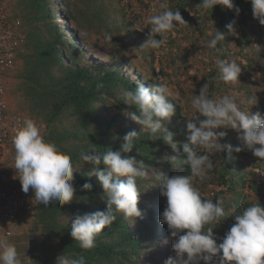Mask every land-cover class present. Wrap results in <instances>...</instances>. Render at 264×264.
Returning <instances> with one entry per match:
<instances>
[{"label":"trees","instance_id":"trees-1","mask_svg":"<svg viewBox=\"0 0 264 264\" xmlns=\"http://www.w3.org/2000/svg\"><path fill=\"white\" fill-rule=\"evenodd\" d=\"M29 2L37 26L33 27L29 23L28 28L24 27L27 39L19 53L22 65L15 72V78L19 80L15 86L24 100L26 118L44 124L41 135L46 141L55 143L60 151L69 154L77 171L73 181L75 199L69 204L61 206L57 200L45 207L34 199V192L29 190L34 205L31 224L33 245L37 246V242L43 241V250L50 253L44 263L37 254L36 263L56 264L59 255L75 257L79 254L85 256L87 264H164L168 257L175 256V252L167 225H160V232L157 229V215L160 217L166 208L167 198L161 196L158 187L154 186L151 174L137 181L142 192L138 203L142 218H137L135 224H131L134 221L117 214L116 221L97 237L96 247L91 250L81 249L78 242L74 241L70 234L72 218L77 214L106 210L103 189L98 179L87 175L94 165L82 161L80 152H89L93 147L98 153H104L108 148L119 150L124 143L123 137L135 130L139 137L134 141V150L129 155L143 160L153 172L190 175V169L183 161L182 143L186 142L188 135L187 117L191 118L194 113L191 100L199 94L205 83H209L213 98L230 95L235 97L242 110L264 115V26L254 19L250 0H233L241 10L239 16L223 5H217L214 10L198 9L196 5L201 0ZM163 2L173 11L180 10L187 24L170 32L166 45L161 49L143 51L141 45L149 32L144 17L161 12L160 5ZM56 4L59 9H55ZM153 6L156 10L152 13ZM57 10L61 11L60 17ZM127 14L132 15L130 21L126 18ZM61 15L66 24L59 23ZM135 20L145 27L144 32L134 29ZM233 22L235 32H230L227 25ZM68 25L72 29L68 30ZM217 29L226 37L218 43V52L206 46ZM93 35L113 37V41H108L105 46L108 56L120 55L117 66L110 68L86 61V48L99 58L97 47L91 43ZM188 41L193 42L191 49L187 47ZM217 58L235 61L240 65V82L232 85L217 79ZM132 59H139L140 63L145 64V69L132 64L135 63ZM170 69L174 74L169 72ZM160 78L168 86L176 84L177 94L172 95L175 98L173 102L176 103V99L183 102L182 108L176 105V114L171 121L165 122L175 134L174 141L178 144L179 152L173 151L162 139L154 140L148 130H143V125L133 121L129 114L137 110L126 104L127 91H134L140 84L150 86L159 83ZM188 80L195 81L194 90L186 87ZM98 84L103 87L98 88ZM249 99L255 105H250ZM221 130L227 133L222 143L233 148L241 146L235 130ZM165 156L176 159L164 160ZM211 159L214 168L203 181L194 180V186L198 188L202 199L224 201L225 217L210 225L220 243L235 223V215L252 204H264V181L258 184L260 175L255 171H264V160H259L247 149L239 153L225 150L224 153L212 155ZM246 167L250 169L247 171ZM86 182L93 185L91 191L82 189ZM214 186L223 189L211 195ZM247 188L254 196L246 193ZM252 197H258L259 201L251 200ZM159 199H163V206L157 211ZM147 200L152 203V208L146 206ZM147 213L151 214L153 220L156 219L154 228L145 217Z\"/></svg>","mask_w":264,"mask_h":264},{"label":"clouds","instance_id":"clouds-1","mask_svg":"<svg viewBox=\"0 0 264 264\" xmlns=\"http://www.w3.org/2000/svg\"><path fill=\"white\" fill-rule=\"evenodd\" d=\"M250 2L254 19L264 26V0ZM217 5L233 10L237 16L241 11L233 0H201L196 7L207 11L214 10ZM160 7L161 12L150 15L144 21L149 32L142 48L161 49L166 45L170 32L187 24L180 10H171L166 2L161 3ZM227 27L230 32H235L234 22ZM134 28L140 32L145 30L139 23ZM225 38V34L217 29L206 46L218 52L217 45ZM106 39L113 41L110 35ZM215 66L218 70L217 79L232 85L240 82L242 69L235 61L217 58ZM97 87L103 85L98 84ZM125 99L126 104L137 110L129 114L133 121L143 125V130H148L154 140L162 139L173 151L179 152L178 144L174 141L175 134L165 124L176 114L177 103L173 102L175 98L163 78H160L159 83L150 86L140 84L134 91H127ZM248 103L255 105L252 99ZM179 105L183 107L182 102ZM191 107L194 113L191 118L187 117L188 135L186 142L182 143L183 161L189 167L190 175L153 172L143 160L129 155L134 150V141L139 137L135 130L123 137L124 143L119 150L108 148L106 152L98 153L93 147L89 152H80L82 161L94 165L87 175L98 179L106 203L105 211L77 214L71 219L70 234L81 249L88 251L95 248L97 237L105 228H110L117 214L134 221L131 224H135L137 218H142L143 213L138 207L142 192L137 181L151 174L154 186L158 187L161 196L167 198L166 208L160 217L159 214L157 216L162 227L163 224L167 225L175 252V256L168 257L164 264H200L201 261L204 264H264V204H252L235 215V223L226 232L222 242L218 243L219 238L210 225L225 217L224 201L204 200L194 186V180L203 181L214 168L211 156L224 153L225 150L239 153L247 149L259 160H264V115L242 110L233 96L213 98L209 83H205L199 94L192 98ZM228 128L238 133L241 146L233 148L222 143L227 133L221 129ZM12 143L16 178L20 180L24 193L27 194L31 189L34 199L45 207L53 201L58 200L63 206L75 199L73 181L77 171L71 156L60 151L55 143L46 141L34 120L28 118L23 121L15 130ZM163 159L176 158L165 156ZM255 171L258 173L259 170ZM259 173L260 178H264V171ZM92 188L93 185L88 182L82 185L83 190L91 191ZM222 189L214 186L210 194L214 195ZM162 201H157V211L163 206ZM0 264H22L16 246L5 237H0ZM56 264H87V261L83 255L69 257L62 254L57 257Z\"/></svg>","mask_w":264,"mask_h":264},{"label":"built area","instance_id":"built-area-1","mask_svg":"<svg viewBox=\"0 0 264 264\" xmlns=\"http://www.w3.org/2000/svg\"><path fill=\"white\" fill-rule=\"evenodd\" d=\"M9 2L0 0V237L7 239L13 237V227L20 218L28 220L34 214L30 193L22 191L14 169L12 137L27 118L12 112L7 100L6 78L14 74L20 65L19 53L23 50L27 35L21 19L16 17ZM34 121L41 130L44 129L43 123Z\"/></svg>","mask_w":264,"mask_h":264},{"label":"rangeland","instance_id":"rangeland-1","mask_svg":"<svg viewBox=\"0 0 264 264\" xmlns=\"http://www.w3.org/2000/svg\"><path fill=\"white\" fill-rule=\"evenodd\" d=\"M147 1V0H146ZM10 4H12V7H13V12H14V14L16 15V17H18V18H20L21 19V21H22V24H23V29H25V28H28L29 26H28V24L30 23V24H32L33 25V27H35V26H37L36 25V23L33 21V19H34V14H32V9H30L31 7H30V2H29V0H10V2H9ZM78 3V2H77ZM80 5V4H79ZM55 9H59V7H58V4H56V7H55ZM152 13H153V11H155L156 10V8L153 6L152 7ZM57 12H58V17H60V12L61 11H59V10H57ZM151 13V14H152ZM61 17H62V15H61ZM131 17H132V15L131 14H127V16H126V18L127 19H129V21L131 20ZM147 17H149L148 15L147 16H145L144 17V20H146V18ZM118 20H120V18H117ZM64 19H63V17H62V19L61 20H58L59 21V23H61L62 21H63ZM134 23H133V27H134V25L136 24V23H139L140 24V22H137L136 20L135 21H133ZM63 23H64V21H63ZM190 26L192 27L193 26V24H190ZM25 27V28H24ZM68 30H70V28L72 29V27H70L69 25H68ZM190 28V27H189ZM135 29V28H134ZM70 34V33H69ZM69 36H72V34H70ZM91 43L93 44V45H95L96 47H97V52H99V58H96L95 57V55L93 54V51H91V50H89V49H85V51H86V53H87V55H88V58L86 59V61L87 62H89V63H91V62H95V63H99V64H101V65H105V66H108V67H110V68H112V67H114V66H117L118 64H117V58H119L120 57V55H109L108 56V53H106V52H108V51H106L107 49H106V46H105V44L106 43H108V41L109 40H107L106 39V37L105 36H103V37H98L97 35H93L91 38ZM200 42V40L198 39V41H197V43H199ZM193 43V42H192ZM191 42H187V47L188 48H190L191 49V45H193ZM110 44V43H109ZM143 45V44H142ZM141 45V46H142ZM141 49L143 50V51H146V49L145 48H142L141 47ZM142 51V52H143ZM104 52V53H103ZM156 57L157 58H159V54L156 52ZM133 60V59H132ZM134 61V60H133ZM135 63H132V64H136V65H139V67H141L142 69L145 67V64H142V63H140V61H139V59H137V60H135L134 61ZM20 67H19V69L17 70V72L20 70V68H21V65H22V62L20 61ZM178 64V63H177ZM179 65V64H178ZM155 67L157 68V70H158V67H159V64H158V61H156V63H155ZM145 69V68H144ZM145 71V70H144ZM16 72V73H17ZM22 72V71H21ZM169 72L170 73H172V74H174V72H173V70L172 69H170L169 70ZM17 75V74H16ZM186 75V73H184V76ZM14 77H11V74H9L8 76H7V78H6V80H9L8 82H7V87H8V92H7V100H8V103H9V106H10V108H11V110H12V112H14V113H17V114H21V115H23L24 117H26L27 116V112H25L26 111V108H25V103L23 102L24 100H23V98L19 95V93H20V91H19V89L15 86V84H17L18 83V79L17 78H15V73H14V75H13ZM165 81V80H164ZM166 82V81H165ZM188 83V85L186 86L187 88H188V90H194L195 88H196V83H195V81H192V80H188L187 82H186V84ZM15 86V87H14ZM169 89H170V91H171V93H172V95L173 94H177V87H176V84H174V83H171V85H169ZM187 94H189V92L187 93ZM175 102L177 103V104H179V103H181V100H179V99H176L175 100ZM183 103V102H182ZM184 104H186V103H184ZM249 163L250 164H252L253 163V161H249ZM246 169H247V171L250 169V167H246ZM258 173H259V171H257ZM260 174V173H259ZM261 179H263L264 180V178L263 177H261V178H258V180H257V182H258V184L261 182ZM254 180V179H253ZM215 187H217V186H215ZM246 193H248L249 195H251V196H254L253 195V193H252V191L249 189V188H247L246 189ZM251 200H253V201H259V199H258V197H256V198H254V197H252V198H250ZM147 202H148V204L146 205V206H148L149 208H152V203L150 202V200H147ZM159 203V202H158ZM145 217L147 218V220H149L150 221V224H151V226L154 228L155 227V220L156 219H152L151 218V214H145ZM24 218V220H22ZM23 218H20L18 221H17V223L15 224V226L13 227V234L15 235V234H19L20 232H22V235H26V241L25 242H28V244H29V246H28V248L27 249H29V250H32L31 248L32 247H34L37 251H38V255H39V259L41 260V261H43V263H44V259H46V257H49V255H50V253L49 252H45L43 249H44V246H43V248H42V246H41V244H42V242L43 241H40V242H37V243H39L38 245L40 246V247H38V245L37 246H35V245H33V240H32V238H34V236L32 237V231H31V229H32V222H33V219H32V216L30 217V218H28V220L27 219H25V217H23ZM157 221H158V226H157V229L159 228V225H160V219H159V217L157 216ZM162 225V224H161ZM34 226V225H33ZM158 232H160V230H158ZM158 237H159V235H158ZM39 248L41 249V251H39ZM44 253V254H43Z\"/></svg>","mask_w":264,"mask_h":264},{"label":"crops","instance_id":"crops-1","mask_svg":"<svg viewBox=\"0 0 264 264\" xmlns=\"http://www.w3.org/2000/svg\"><path fill=\"white\" fill-rule=\"evenodd\" d=\"M11 243H13L19 253V258L22 261V264H37L36 258L38 251L32 247V250L27 249L29 244L26 241V235H22V232L19 234L13 235L12 238L8 239Z\"/></svg>","mask_w":264,"mask_h":264}]
</instances>
